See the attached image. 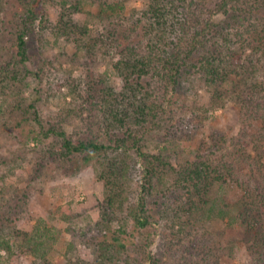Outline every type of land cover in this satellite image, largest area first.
I'll list each match as a JSON object with an SVG mask.
<instances>
[{
  "label": "trees",
  "instance_id": "16d2710c",
  "mask_svg": "<svg viewBox=\"0 0 264 264\" xmlns=\"http://www.w3.org/2000/svg\"><path fill=\"white\" fill-rule=\"evenodd\" d=\"M11 1L8 20L5 8L0 10V35L5 32L12 42L9 49L0 48V91L37 77L28 68L32 35L40 47L48 44L50 35L57 41L67 39L92 60L105 49L123 84L119 91L106 86L96 100L90 96L98 120L91 116L72 132L67 126L80 117L75 110L63 111L44 124L35 104L17 124L34 123L38 130L34 141L42 147L48 144L47 158L65 162L87 154L96 159L100 168L96 181L104 188L98 225L108 229L119 210L128 212L141 239L133 238L126 255L120 236L114 239L119 248L100 242V263L219 264L210 240L199 231L210 220L227 217L212 198L218 186L236 191V218L247 264H264V0H222L216 9L200 0H142V7L127 17L119 0H53L59 7L56 23L48 13L52 0ZM85 4L97 5L109 15L103 32L92 34L76 20ZM219 14L232 24L216 22ZM189 72L204 83L213 109H222L225 98L234 103L241 128L203 139L190 159L172 162L165 152L146 151V141L166 120L164 115L173 111V99ZM133 181L141 190L130 203L125 185ZM159 197V204L173 212L165 234L159 222L167 220L166 209L156 215L151 207ZM80 216L71 205L54 212L71 237L64 264L89 263L75 253ZM54 233L46 225H36L30 232L16 230L8 238L0 236V252L7 261L26 255L36 264H52L47 256L49 241L57 239Z\"/></svg>",
  "mask_w": 264,
  "mask_h": 264
},
{
  "label": "rangeland",
  "instance_id": "374dc122",
  "mask_svg": "<svg viewBox=\"0 0 264 264\" xmlns=\"http://www.w3.org/2000/svg\"><path fill=\"white\" fill-rule=\"evenodd\" d=\"M119 1L124 6L125 17L132 10L142 7V0ZM200 1L210 9L218 8L222 2ZM53 3V0L48 2V13L51 21L56 23L59 7ZM11 6V0H0L1 12L5 8V20L9 18ZM100 10L97 5L85 4L76 20L80 26L86 25L92 34L103 32L108 28L110 18ZM215 20L221 24L231 23L221 14ZM54 38L50 35L48 44L40 47L37 36L32 35L28 68L37 77L30 79L28 84L15 83L12 88L0 91V236L8 238L16 230L30 232L36 225H46L55 230L57 236L55 241H49L52 245L47 258L52 264H64L63 253L71 237L65 231L66 225L54 218V212L61 205H71L81 215L75 253L86 259L88 264H102L101 252L97 250L100 242L103 245L104 241L106 247L119 248L114 239L120 236L126 255L132 249L133 238L138 236L140 240L141 234L135 232L125 209L117 212L116 220L108 229L98 225L104 188L101 182L96 181L100 171L96 159L87 154L65 162L47 158L44 152L48 144L42 147L34 141L38 136L34 123L29 126L23 123L22 127L17 124L29 105L35 104L44 124L62 115L63 111L75 110L80 117L67 126V130L72 132L75 127H83L85 119L91 116V120H98L91 104L100 90L108 86L119 91L123 84L111 69L105 49L96 53L92 60L84 51L76 50L73 42ZM10 40V36L2 32L0 48L9 49L12 46ZM178 93L173 99L176 103L171 106L173 111L164 115L166 120L147 139L146 151L165 152L171 156L172 162L185 161L191 158L203 139L217 137L228 129L236 133L241 128L234 103L225 98L222 109H213L209 102L210 93L204 90V83L196 79L192 72L183 75ZM90 96L95 99L91 100ZM249 151L250 146L247 147ZM125 186L128 202L133 203L141 190L140 183L133 181ZM235 193L230 188L215 187L212 198L224 208L227 217L224 220L221 216L214 218L199 229L200 234L210 240L213 251L220 259L219 264H247L246 244L236 218ZM156 200L151 207L157 215L166 208L159 204L160 197ZM166 211L167 220L159 222L164 234L170 227L169 218L173 214L172 207ZM4 256L5 253L0 252V264H36L30 256H14L11 261L5 260Z\"/></svg>",
  "mask_w": 264,
  "mask_h": 264
}]
</instances>
